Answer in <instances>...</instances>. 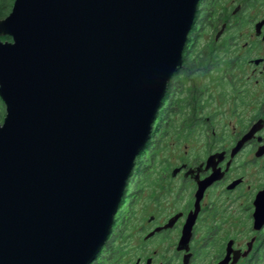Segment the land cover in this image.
<instances>
[{"label":"water","instance_id":"water-1","mask_svg":"<svg viewBox=\"0 0 264 264\" xmlns=\"http://www.w3.org/2000/svg\"><path fill=\"white\" fill-rule=\"evenodd\" d=\"M199 1H14L0 20V37L12 39L0 40V264L97 259L183 65ZM223 157L207 160L213 173L198 183L182 249Z\"/></svg>","mask_w":264,"mask_h":264},{"label":"flooded vegetation","instance_id":"flooded-vegetation-1","mask_svg":"<svg viewBox=\"0 0 264 264\" xmlns=\"http://www.w3.org/2000/svg\"><path fill=\"white\" fill-rule=\"evenodd\" d=\"M197 22L200 31L196 37L200 39L209 29V43L198 56H191L186 43L183 65L173 78L180 77L183 68L185 73L194 72L186 63L225 66L227 83L243 82L241 85L257 91L255 115L232 136L229 148L194 158L187 150V157L171 172L173 186L168 190L175 192L171 208L158 203L151 216L140 220L135 219L138 213L130 210L123 219L122 230L111 240L107 239L99 252H109L108 264H264V0H200L192 29ZM185 55H189L187 59ZM238 69L241 74L237 80L233 73ZM201 70L199 67L198 72ZM194 90L198 88L192 83L189 93ZM237 94L236 100L248 96L244 90ZM195 117L196 110L190 111L189 124ZM258 124L261 126L252 139L232 157L238 142ZM204 150H208L205 145ZM247 150L248 156L244 154ZM217 153L224 154L217 165L213 162L222 178L205 191L189 245L182 249L180 242L185 226L195 211L198 183L213 173L212 167L207 169V160ZM251 167L257 170L247 179V170ZM161 179L164 181V175ZM215 188L222 193V200L213 207H217L214 222L207 220L206 231L198 234L205 201L209 191ZM187 193L189 197L181 204ZM129 215L132 216L128 218ZM118 240L121 244L115 248Z\"/></svg>","mask_w":264,"mask_h":264},{"label":"rangeland","instance_id":"rangeland-1","mask_svg":"<svg viewBox=\"0 0 264 264\" xmlns=\"http://www.w3.org/2000/svg\"><path fill=\"white\" fill-rule=\"evenodd\" d=\"M195 26L188 35L186 47L190 49V53L192 52L191 56H195V54L198 56L206 48L209 43L208 36H210L209 29H207L208 33L206 32L207 34L198 39L196 37L200 31L198 22ZM194 46L196 50L192 49ZM187 56L189 55H185L184 58L187 59ZM197 66V71L192 75L199 85V94L203 91V98L200 101L198 98V101L195 102V119L189 124L188 114L192 111L188 107V100H190L189 89L192 88V83L194 82L182 81L180 77H183V75L177 76L170 81L166 98L162 102L163 106H161L153 124L151 131V134L154 133L153 137L155 138L152 144L153 154L150 150L144 149L137 157L133 179L127 183L124 196L114 218L108 237L109 240L122 230L123 219L130 214V210H133L132 213L137 212L138 215L135 219L140 220L151 216L156 207L155 205L158 203L171 208L175 199V192L168 190L169 187L173 186L170 183L171 172L175 166L179 165L187 157V150L194 158L196 155L208 156L209 152L213 153L229 148L233 139L232 136H235L236 131L241 130L243 125H247L255 115L254 103L257 99V91L255 89L251 86L241 85L243 82L227 83L223 73L225 66H219V68L214 66L202 67L201 63H198ZM199 67H202L201 72H198ZM240 74L241 71L239 69L233 73L237 80ZM242 90L248 92V96L244 99L239 98L240 100H236L237 92ZM172 100L175 102V107L171 111L176 114L168 120L170 102L174 103ZM235 104L239 105V107H236ZM167 125L173 128L166 131ZM204 145L207 147L208 152L204 150ZM244 154L248 156L250 153L247 150ZM256 170L254 167L248 169L247 179L250 177V173ZM147 175L150 177V181L144 184L142 191L141 189L139 191L133 181H144ZM163 175L164 181L161 179ZM188 197L189 193L181 200V204ZM221 200L222 193L219 189L215 188L209 191L205 201L203 221L199 227L198 234L206 231L207 220H210L211 223L214 222V212H216L217 207L214 209L213 207L218 205ZM131 216L129 215L128 218ZM120 244L121 240H118L115 248H119ZM108 255L109 252L104 250L98 255L95 264H108Z\"/></svg>","mask_w":264,"mask_h":264},{"label":"trees","instance_id":"trees-1","mask_svg":"<svg viewBox=\"0 0 264 264\" xmlns=\"http://www.w3.org/2000/svg\"><path fill=\"white\" fill-rule=\"evenodd\" d=\"M14 1L15 0H0V20H3V19H5L8 15H9V13L11 12V10H12V7H13V4H14ZM0 40L2 41V42H10V41H12V39L9 37V36H1L0 37ZM197 64L198 63H193V64H188V63H186V67L188 68V67H190V69H192V71H194V72H189V73H185V70H184V68L182 69V72H181V75H183V77L182 78H180L182 81H187V82H189V81H192V82H194V84H195V86L198 88V90H194V91H196V92H194V91H191L190 93H189V96H190V100H188V102H189V104H188V107H190V110H192V111H194L195 109H194V105H195V102L196 101H198V98H199V101L203 98V91L199 94V85L196 83V80L194 79V76L192 75V74H195V70L197 69ZM203 64L205 65V66H209V64L208 63H201V65H202V67H203ZM178 73V72H177ZM174 76H176V74L174 75ZM173 76V77H174ZM172 80H174V78H172L171 79V81ZM170 85H168V87H169ZM168 89V88H167ZM165 98H166V95H165ZM164 98V99H165ZM163 99V100H164ZM173 102H174V100H172ZM170 110H168L169 111V115L167 116V119L169 120V119H171L176 113L174 112V111H171V109L173 108V107H175L174 105H175V102L174 103H171L170 102ZM161 106H163V104L161 105ZM161 109V108H160ZM159 109V110H160ZM0 110H2L1 112H0V123H2L3 122V120H4V118H5V116H6V106H5V104H4V102H3V100L1 99V97H0ZM159 112V111H158ZM157 115H158V113H157ZM187 122V121H186ZM185 122V124H187ZM173 127L172 126H168L167 125V127H166V131L167 130H169V129H172ZM154 134V133H153ZM153 134H151V136H150V139H149V141L147 142V144H146V146H145V148L144 149H146V150H150L151 152H152V154H153V147H152V144H153V140L155 139L154 137H153ZM156 145V144H155ZM140 155V154H139ZM133 172H134V169H133V171H132V173H131V175H130V178H129V181L130 180H132L133 179ZM147 178H145V180L144 181H137V180H135V181H133V184H135V186H137V188L139 189V191H140V189H141V191H142V189H143V187H144V184H146V183H148L149 181H150V177H148V175L146 176ZM139 180V179H138ZM139 193V192H138ZM96 261V260H95ZM94 261V262H95ZM93 262V263H94Z\"/></svg>","mask_w":264,"mask_h":264}]
</instances>
